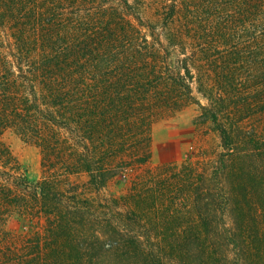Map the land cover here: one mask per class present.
Segmentation results:
<instances>
[{
	"label": "trees",
	"instance_id": "obj_1",
	"mask_svg": "<svg viewBox=\"0 0 264 264\" xmlns=\"http://www.w3.org/2000/svg\"><path fill=\"white\" fill-rule=\"evenodd\" d=\"M150 1L161 6L167 48L192 52L177 74L160 40L149 42L141 26L108 0H0V264H36L19 254L10 258L18 252L3 228L10 218L44 211L56 218L53 233L68 229L63 224L70 217L65 208L56 212L57 179L23 192L31 188L1 141L7 130L38 144L49 169L83 172L93 186H103L108 163L120 156L147 163L152 122L177 103L195 101L193 82L209 101L203 111L221 136L216 169L208 179L190 164L167 168L143 190L135 185L127 200L136 201L142 215L153 212L163 236L180 231L166 225L175 226L176 207L187 205L185 224L190 235L195 231L199 251L193 253L188 240L186 264H264V130L242 127L264 118V0ZM237 27L246 35L239 45L246 53L230 44ZM219 177L228 182L226 203L239 241L237 232L211 239L220 211L212 206L222 197L213 202L212 188L204 186L220 183ZM105 205L107 212L116 209ZM249 218L263 221L251 228ZM33 245L42 248L39 238Z\"/></svg>",
	"mask_w": 264,
	"mask_h": 264
},
{
	"label": "rangeland",
	"instance_id": "obj_2",
	"mask_svg": "<svg viewBox=\"0 0 264 264\" xmlns=\"http://www.w3.org/2000/svg\"><path fill=\"white\" fill-rule=\"evenodd\" d=\"M126 2L131 9L127 7ZM178 2L180 0H177ZM171 3L172 1L169 2ZM106 5L119 7L125 12L134 25L141 26L142 34L149 42L160 40L162 47L168 49L167 64L173 74L179 73L186 56H192L190 49L185 56L176 48H167L164 40L166 29L158 3L150 0H108ZM232 35L234 39H231L230 44L238 46V50L242 49L246 53V46L239 47L245 44V33L237 27L233 29ZM193 73L196 74L195 71ZM181 74L184 75V71ZM191 86L192 98L195 101L184 100L177 103L172 108L165 109V112L152 122L147 163L139 164L129 156H120L108 163L110 174L103 186H93L90 176L83 172L69 175L61 173L62 170L57 171L56 168L49 169L51 165L48 161L44 162V153L38 144L15 131L7 130L1 141L31 188L23 192L30 194L36 184L57 179L55 187L59 191V210L56 212L64 211L65 208L70 214L63 224L69 225L68 229L58 232L54 229L53 233L49 230L56 224V218L51 219L44 211L30 213L24 220L10 218L3 228L9 233L8 236L13 241L12 246L18 251L12 253L10 258L14 259L19 254L29 262L35 260L36 264H186L182 256L188 250V240L193 253L199 251L195 231L190 235L191 229L185 224L187 205L179 204L176 207L178 212L176 214L175 211L174 214L179 215V221L175 226L166 225L167 228L175 227L174 230L180 228V231L168 232L163 236L164 234H159L154 227L153 212L149 211L144 215L138 213L136 201L127 200V197L134 192L135 185L141 184L136 191L143 190L145 186L142 187V184L165 175L168 173L164 171H168L167 168L176 171L182 165L190 164L202 170L208 179L216 169L217 157L223 152L221 136L203 111V108H208L209 101L198 91L196 82ZM242 127L249 131L264 130V118L247 120ZM219 180L220 183L210 185L208 181L204 186L206 190L212 188L213 202L215 195L216 198L219 195L222 197L212 206L218 207L220 211L211 226L214 228L211 230V239L217 241L219 234L226 238L237 232L236 238L239 241L231 207L228 208V202L226 203L225 188L227 189L228 182L222 177H219ZM181 196L177 195L179 198ZM105 204L116 209L107 212L104 210ZM107 220L112 222L111 228L106 224ZM262 221L249 218L245 225L255 228L256 223L260 224ZM115 231L117 235H114ZM36 238L42 243L39 251L33 245ZM52 238H55L57 245H49L54 242L49 241ZM176 246H180L179 249ZM230 257L234 258L233 252H230ZM7 258L9 257H3L1 263Z\"/></svg>",
	"mask_w": 264,
	"mask_h": 264
}]
</instances>
